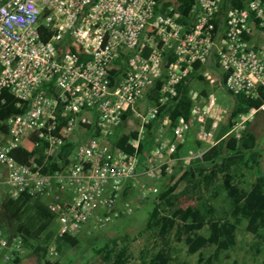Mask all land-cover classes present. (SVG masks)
<instances>
[{
	"label": "built area",
	"instance_id": "1",
	"mask_svg": "<svg viewBox=\"0 0 264 264\" xmlns=\"http://www.w3.org/2000/svg\"><path fill=\"white\" fill-rule=\"evenodd\" d=\"M161 2L0 0V95L6 90L22 107L0 119V211L6 197L24 193L45 200L58 234H74L86 223L103 225L133 211L125 190L137 200L158 191L155 181L172 172L173 154L189 132L205 148L187 149L179 157L184 166L225 136L240 139L264 113L263 100L217 138L228 111L214 89L264 96V0H194L185 20L178 0ZM219 17L223 23L216 28ZM196 62L206 92L191 89L188 119L171 120L166 111L177 85ZM157 79L158 95L147 102ZM156 119L153 144L140 151L146 127ZM119 127L133 132L130 152L112 142ZM68 140L74 142L68 161L59 160L49 173L11 155L31 142L44 146L46 159L56 158ZM23 248L19 233L0 228V264H11ZM49 255H56L53 246Z\"/></svg>",
	"mask_w": 264,
	"mask_h": 264
},
{
	"label": "trees",
	"instance_id": "2",
	"mask_svg": "<svg viewBox=\"0 0 264 264\" xmlns=\"http://www.w3.org/2000/svg\"><path fill=\"white\" fill-rule=\"evenodd\" d=\"M162 5L170 3V0H161ZM194 0H178L177 9L182 18L187 19L188 9ZM224 2L223 7L227 5ZM237 4V2H234ZM223 19L215 20V27L222 26ZM48 33L42 38H47ZM72 43L71 38L66 39ZM74 47V46H73ZM58 46V49H61ZM80 52V58L85 55L75 45ZM120 63V62H118ZM209 64L213 60L209 59ZM122 64H118V66ZM201 63L193 64V71L189 77L177 85V96L168 106L166 114L171 120L176 116L183 115L188 119L190 98L189 91L196 88L195 82L198 80ZM225 74H223L224 80ZM161 80L157 79L146 93L147 102L152 103L160 88ZM206 92V90H202ZM232 94V93H231ZM233 104L227 112L229 125L235 121L237 115L247 111L250 107H257L264 100L262 92L257 97H246L242 94H232ZM22 107L17 105V100L6 90L0 95V119L18 113ZM128 122H132L130 112L125 114ZM147 125L146 138L140 143V151L153 144V131L156 121ZM133 132H124L118 128L112 136L114 145L121 147L124 151L130 152L132 148L128 144ZM255 135L247 128L240 139L230 135L222 138L216 145L206 149L201 158L191 161L184 166L179 157L182 156L180 150L184 146L179 144L173 157L179 162L178 169L175 167L170 174L172 181L163 189L157 191V200L147 211L145 219L146 229H155L156 233L151 244V250L141 252L142 256H147V264H192L178 259L179 249L176 244L182 243L187 254L199 253L208 245L213 246L212 252L207 256L204 264L220 262L224 251L234 248L237 242V232L241 225L244 230L251 233L264 244V174L259 170L260 152L255 148ZM43 145H33L26 143L12 150L11 155L16 161L23 164L36 162L41 167V172L49 173L60 167V162L66 163L68 155L74 148V142L68 140L61 146L56 158L46 159L43 155ZM253 180L248 186L241 185L240 177L245 169H254ZM182 182H192L200 185L202 189L209 193L207 196L195 198L191 207V217L199 225L204 222L209 223L208 232L202 233L197 230L186 231L180 217L186 212L183 201L177 189ZM219 189L224 193L227 202V209L221 213L213 204L217 198ZM128 191H124V196L128 198ZM56 214L47 206L45 200L31 197L22 193L16 198L6 197L0 211V228L6 231L19 233L23 237V246L26 250L36 254L40 259V264H62L60 256L69 248L76 247L79 243L78 234L63 233L58 234L57 227L52 226L56 221ZM131 239L128 234L109 238L102 245L94 247V252L100 264H127L131 259L130 251ZM53 246L56 257L49 259V248ZM259 264H264V246ZM19 258L15 259L18 262ZM142 264H145L142 260Z\"/></svg>",
	"mask_w": 264,
	"mask_h": 264
},
{
	"label": "rangeland",
	"instance_id": "3",
	"mask_svg": "<svg viewBox=\"0 0 264 264\" xmlns=\"http://www.w3.org/2000/svg\"><path fill=\"white\" fill-rule=\"evenodd\" d=\"M198 76L196 89L201 91L206 90L207 87L202 79L201 71H199ZM213 91L217 103L228 111L233 104L232 94L224 88H216ZM253 122L248 128L255 135V148L261 154L259 159V170L264 174V122L261 124ZM230 127L226 115L216 131L217 138L224 136ZM123 130L127 131L129 129L127 126H123ZM224 138H227V136ZM186 139L189 143L188 145L183 144L184 146L180 150L181 155H184L187 149L202 151L205 148L202 142L195 139L193 130L186 135ZM171 166L178 169L179 162L175 160L171 163ZM254 172L255 168L243 170V174L240 177L241 185L248 186L253 180ZM172 179V176H164L156 180L155 184L158 191L166 187ZM177 192L184 203L183 207L186 209L185 214L180 217V221L184 224L185 230H197L206 234L208 232L209 223L204 222L202 225H199L197 221L191 217L190 213L195 198L207 196L209 193L205 192L200 185L192 182H182ZM157 196L158 193L156 192L144 200H137L136 193L131 192L128 194V198L133 203L134 207L131 213L117 217L100 226L86 223L76 232L79 236L78 245L67 249L60 256L62 264H100L97 254L94 252V247L102 245L111 237L121 236L123 234H128L131 239V259L127 264H142V260L147 264L148 258L147 256H142L141 252H149L151 250L150 248L156 233V228L146 229L145 219L147 211L151 208L152 203L157 200ZM213 204L221 213L227 209V202L224 199V193L221 189H219L217 198L213 200ZM52 226L57 227V223L55 222ZM263 246L264 244H262L259 239L245 231L244 226L241 225L237 232V242L234 248L224 251L221 255L220 262H213L212 264H259L262 257L261 250ZM176 247L179 249L178 259L192 264H204L207 256L213 250V246L208 245L202 248L199 253L187 254L185 246L182 243L176 244ZM55 257L56 255H49V259L51 260ZM17 258H19L18 262L13 261L11 264L41 263V259L36 254H33L25 248H23V252Z\"/></svg>",
	"mask_w": 264,
	"mask_h": 264
},
{
	"label": "crops",
	"instance_id": "4",
	"mask_svg": "<svg viewBox=\"0 0 264 264\" xmlns=\"http://www.w3.org/2000/svg\"><path fill=\"white\" fill-rule=\"evenodd\" d=\"M195 84V86H197L196 84V82L194 83ZM194 89H196V88H194ZM264 122V113H258L257 115H256V117H255V119H254V122L253 123H257V124H261V123H263ZM252 123H250L249 125H251ZM188 143H189V141H187V139L185 140V142L183 143V144H185V145H188Z\"/></svg>",
	"mask_w": 264,
	"mask_h": 264
}]
</instances>
